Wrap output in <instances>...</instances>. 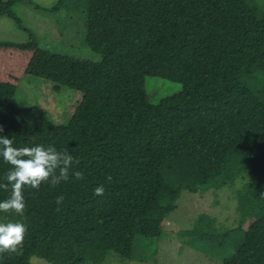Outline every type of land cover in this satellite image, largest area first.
Wrapping results in <instances>:
<instances>
[{"label": "trees", "instance_id": "16d2710c", "mask_svg": "<svg viewBox=\"0 0 264 264\" xmlns=\"http://www.w3.org/2000/svg\"><path fill=\"white\" fill-rule=\"evenodd\" d=\"M17 1L34 4L0 0V16L21 25ZM87 5L85 40L98 61L52 52L32 34L26 42L0 40V134L17 146L67 150L84 174L54 187H26L23 217L0 213V222L22 219L28 229L16 251L0 253V264L133 260L136 237H163L183 191L234 182L242 171L252 182L239 208L243 222L255 219L223 264H264V0ZM25 74L82 92L67 123L39 106L13 103ZM149 76L179 82L182 90L155 104ZM10 168L0 159V184ZM100 185L105 192L96 196ZM9 195L0 187V200Z\"/></svg>", "mask_w": 264, "mask_h": 264}, {"label": "rangeland", "instance_id": "374dc122", "mask_svg": "<svg viewBox=\"0 0 264 264\" xmlns=\"http://www.w3.org/2000/svg\"><path fill=\"white\" fill-rule=\"evenodd\" d=\"M32 1L34 4L17 1L13 5L21 25L7 15L0 16V40L26 42L32 34L52 52L85 60L101 59L85 40L87 0L68 1L59 9H53L58 0ZM182 87L179 82L157 76L146 80L147 92L155 104L181 91ZM81 100L82 92L58 87L32 74L23 75L13 97L16 106H39L52 121L60 124L71 119ZM251 177L249 171H242L234 182L204 185L197 192L183 191L177 208L164 222L163 237L138 235L133 260L116 256L119 261L114 257L107 264H223L242 243L245 230L255 219L249 217L243 222L244 210L239 208L240 196L250 191ZM196 227L197 231L193 232ZM229 230L232 231L226 233ZM32 262L48 264L38 257H33Z\"/></svg>", "mask_w": 264, "mask_h": 264}, {"label": "clouds", "instance_id": "9594fccd", "mask_svg": "<svg viewBox=\"0 0 264 264\" xmlns=\"http://www.w3.org/2000/svg\"><path fill=\"white\" fill-rule=\"evenodd\" d=\"M3 131L0 126V133ZM0 159L11 165L6 174L7 184H0V187L10 188L9 197L0 200V213L16 217H23L25 213L26 187L38 189L45 183L54 187L84 178L83 172L76 170L79 159L67 150H58L55 145L17 146L14 138L0 134ZM104 192L103 185L94 188L96 196H102ZM63 202L64 196H57L56 204L59 206ZM27 230L22 219L0 222V253L16 251Z\"/></svg>", "mask_w": 264, "mask_h": 264}]
</instances>
